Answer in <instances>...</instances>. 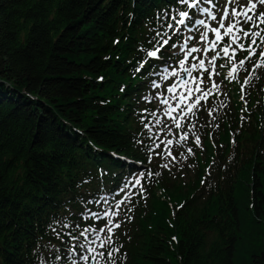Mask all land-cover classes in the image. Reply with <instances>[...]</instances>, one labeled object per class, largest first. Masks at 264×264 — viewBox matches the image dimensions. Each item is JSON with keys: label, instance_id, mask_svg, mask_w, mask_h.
<instances>
[{"label": "trees", "instance_id": "trees-1", "mask_svg": "<svg viewBox=\"0 0 264 264\" xmlns=\"http://www.w3.org/2000/svg\"><path fill=\"white\" fill-rule=\"evenodd\" d=\"M174 4L0 0V264H83L49 225L76 223L82 201L110 203L137 170L123 159L158 172L138 142L145 139L138 123L147 109L139 97L153 78L149 67L160 61L135 69L152 47L158 14ZM261 69L240 91V107L229 99L213 112L194 180L153 175L143 196L127 203L141 208L125 213V225L135 218L113 245H123L116 264H264ZM220 103L214 98L210 108ZM161 193L178 197L170 224L159 218ZM147 207L155 216L143 228Z\"/></svg>", "mask_w": 264, "mask_h": 264}, {"label": "snow or ice", "instance_id": "snow-or-ice-1", "mask_svg": "<svg viewBox=\"0 0 264 264\" xmlns=\"http://www.w3.org/2000/svg\"><path fill=\"white\" fill-rule=\"evenodd\" d=\"M260 7H264V0H247L246 4L240 0H225L222 9L218 7V0H175L174 5L158 14V28L149 41L152 47L145 50L146 59L138 62L135 71H141L150 60L160 61V64L149 67L148 75L155 77L150 80L149 87L159 90L163 85L158 81L166 82L170 77L174 78V82L164 87L163 91H157L154 97H143L148 103L158 100L163 106L160 110L171 121V124H164L155 110H142L141 122L147 135L138 142L147 150L149 163L154 156L160 157L165 161L160 167L170 171L181 158L186 160L184 152L179 157L174 155L172 146L188 142L196 127L192 117L207 108L210 98L221 95L224 81H238L240 74L244 73L243 93L245 86L260 78L259 69L264 68V12L258 11ZM217 13H220L219 16ZM194 39L196 44L192 45ZM166 46L168 55L165 59L162 51ZM241 53L246 55L241 58ZM222 59L225 63L218 64ZM219 68H226L227 71L218 83L216 77L221 75ZM223 107L227 105L221 101L217 108H207L208 115L212 116L213 112ZM156 128H159L158 132L154 131ZM194 143L201 147L199 136H195ZM186 151L188 155H194L192 148ZM153 175L160 173L143 167L130 171L113 190L116 194L124 193L123 199H117L114 204H110L107 197L82 201L84 211L79 214L76 223L65 218L49 227L62 243L67 237V251L78 256L83 264H116L115 255L123 247L113 246L115 229L120 228L123 222L116 218L124 210L122 206L131 202L132 197L143 196L146 191L144 184ZM89 204L96 207L90 208ZM55 259H60L59 250Z\"/></svg>", "mask_w": 264, "mask_h": 264}, {"label": "rangeland", "instance_id": "rangeland-1", "mask_svg": "<svg viewBox=\"0 0 264 264\" xmlns=\"http://www.w3.org/2000/svg\"><path fill=\"white\" fill-rule=\"evenodd\" d=\"M222 1L218 0V7H220L221 9L223 8ZM240 2L242 4H246L247 0H240ZM258 11L264 12V7H260L258 9ZM219 14L220 13H218V16H219ZM191 44L195 45L196 44V40L194 39L191 42ZM244 55H246V53H241L240 57L242 58ZM177 59H179V57H177ZM156 62H158V61H156ZM160 63L161 62H159L158 64H160ZM217 63L218 64H223V63H225V61L222 59V60H219ZM173 67H176L175 63H173ZM218 70L221 73L220 76L216 77V80L219 83L220 81L223 80L224 74L226 73L227 69L226 68H219ZM158 82H160L163 85V87L161 89H159V90L151 89L149 87V83L147 84L148 85L147 89L144 92H142L140 97H139L140 98V104H142L143 106L147 107V109H149V110H155L157 112L158 118L163 120L164 124H171V121L167 117H165L163 112L160 110V109H162L163 106L160 105L158 100H153L152 103H148V102L145 101V99H143V97H145V96L154 97L157 91H163L164 87H166L168 85H171L174 82V78L170 77L169 80L166 81V82H164V81H158ZM229 89L232 91V94H233L232 95V99H233V101L236 104H238V107H240L241 101H240V89H239V86H238V81L229 82L228 86H227L226 82L224 81V83L222 84L221 89H220L221 95H219L217 97L210 98V102L214 98L215 99L218 98V100L225 101L226 103L228 101H230L231 100V91ZM210 102H209L207 108H210ZM207 108L204 109V110L199 111L195 117H192V123H194L196 125V127L194 129V133L190 134L188 142L186 144L182 145V146H177L175 144L172 146L173 154L176 155L177 157H179V154L181 152H184L185 155H187V159L186 160L181 158L179 163L173 165L171 167V170L169 171L167 169H164V168L160 167V165L162 163H164L165 161H163L160 157H157V156L153 157V159L151 161V164L154 165V167L157 168V171L160 174H166L167 177L169 178V180H171V181L175 180L176 182L177 181H179V182L180 181H184L185 183H187L188 181H192L195 178V175H196L197 170L199 169L200 163H204V160L201 159L203 156L200 155V154H196V151L204 150L206 148V144L207 145L209 144L208 141H207L208 138H207L206 135H203V132H204V128L208 124V122L211 125L210 119L213 118V115L212 116L208 115ZM148 119L151 120L152 117L149 115ZM147 122L148 121L146 120L145 123H147ZM138 124H139V127H140V131L144 133L143 136L145 138L147 133H146V131L143 128L141 120H140V122ZM154 131L158 132L159 128L154 129ZM195 136H199L200 137V139H201V147H197L196 144L194 143ZM187 148H192L194 155H188L187 151H186ZM189 165H191V167H189ZM132 166L136 167L137 170H140L143 167L141 164H139L137 162H135V164L132 165ZM205 167H206V165L202 166V168L204 170H205ZM130 191H135V190L134 189H130ZM124 195H125L124 193H119L110 202V204H114L117 199H123ZM160 199H162L163 201H162V203L160 205V214H159L160 216H159V218H161L164 221V223L167 222V224H170V218L173 217L172 215L174 213L175 206L179 204L178 197L176 195H174L173 197L170 198V196L167 193H164V194L161 193ZM122 207L124 208V210L121 211L119 217L116 218V219H119V220L123 221L121 223L120 228L115 229V242L117 244L122 239H124L127 236V234L129 233V229H130L129 227H130L131 221L135 218L134 216H135L137 210L141 208V206H139V207L138 206H134V207L131 208L130 214L134 215V216L128 221L127 225H125L126 224V220H125L126 215H125V213H126V211L128 209L127 208V203L125 205H123ZM148 208L149 207H147V210L143 211V217L139 220L141 222V224L143 225V228L145 226V223H148L149 221H151L152 218L155 216L154 212H150V214L148 215V211H149Z\"/></svg>", "mask_w": 264, "mask_h": 264}]
</instances>
